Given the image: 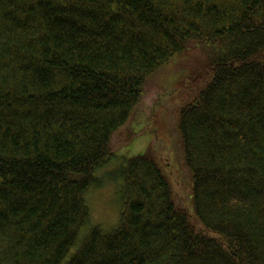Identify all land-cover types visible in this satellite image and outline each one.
Listing matches in <instances>:
<instances>
[{
  "label": "trees",
  "instance_id": "16d2710c",
  "mask_svg": "<svg viewBox=\"0 0 264 264\" xmlns=\"http://www.w3.org/2000/svg\"><path fill=\"white\" fill-rule=\"evenodd\" d=\"M187 54L172 103L183 204L153 154L121 211L86 194L140 133L150 79ZM264 264V0H0V264Z\"/></svg>",
  "mask_w": 264,
  "mask_h": 264
},
{
  "label": "rangeland",
  "instance_id": "374dc122",
  "mask_svg": "<svg viewBox=\"0 0 264 264\" xmlns=\"http://www.w3.org/2000/svg\"><path fill=\"white\" fill-rule=\"evenodd\" d=\"M188 55L175 56L168 64L161 68L150 79L151 85L157 87L155 100L146 99L136 110L135 120L132 125L133 131L140 133L138 138L121 149L117 156L98 171L100 184L94 186L86 194V202L91 211L90 224L84 228V234L94 226H101L104 230H110L118 224L121 211V188L122 181L115 179L118 170L125 161L139 154H150L154 150L152 142L155 137L154 121L159 118L163 124V133L157 149L153 154L164 165L170 175L176 190L182 198L183 204L189 206L187 178L180 167L182 158L179 133L176 129L175 111L177 105L172 103L174 84L183 76ZM120 166V167H119ZM78 243L71 250L63 264L71 258L76 251Z\"/></svg>",
  "mask_w": 264,
  "mask_h": 264
}]
</instances>
